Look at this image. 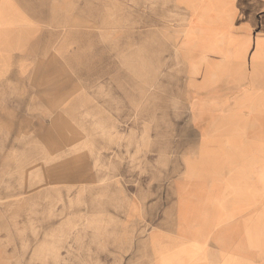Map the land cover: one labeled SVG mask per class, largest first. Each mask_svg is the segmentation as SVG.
I'll use <instances>...</instances> for the list:
<instances>
[{
  "label": "rangeland",
  "instance_id": "obj_1",
  "mask_svg": "<svg viewBox=\"0 0 264 264\" xmlns=\"http://www.w3.org/2000/svg\"><path fill=\"white\" fill-rule=\"evenodd\" d=\"M10 1L29 34L0 59V264H152L153 213L198 153L179 45L193 14L179 0ZM211 28L196 37L217 44Z\"/></svg>",
  "mask_w": 264,
  "mask_h": 264
},
{
  "label": "crops",
  "instance_id": "obj_2",
  "mask_svg": "<svg viewBox=\"0 0 264 264\" xmlns=\"http://www.w3.org/2000/svg\"><path fill=\"white\" fill-rule=\"evenodd\" d=\"M184 8L195 28L179 45L198 153H185L171 204L153 213L148 256L152 264H264V0L190 9L179 0ZM26 21L0 0L3 63L27 38ZM199 28L217 30L218 43H203Z\"/></svg>",
  "mask_w": 264,
  "mask_h": 264
}]
</instances>
